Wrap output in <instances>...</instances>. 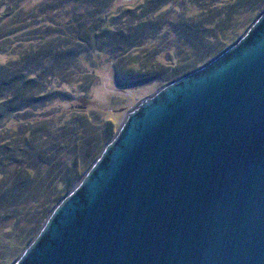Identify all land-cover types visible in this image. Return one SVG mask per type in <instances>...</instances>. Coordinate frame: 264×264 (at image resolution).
<instances>
[{"label":"water","instance_id":"obj_1","mask_svg":"<svg viewBox=\"0 0 264 264\" xmlns=\"http://www.w3.org/2000/svg\"><path fill=\"white\" fill-rule=\"evenodd\" d=\"M11 264H264V10L127 112Z\"/></svg>","mask_w":264,"mask_h":264},{"label":"trees","instance_id":"obj_2","mask_svg":"<svg viewBox=\"0 0 264 264\" xmlns=\"http://www.w3.org/2000/svg\"><path fill=\"white\" fill-rule=\"evenodd\" d=\"M114 1L60 0V6L90 2L96 11L105 10L95 25L89 23L81 29L77 23L75 31L83 30L78 40L63 41L65 33L60 30L34 52L8 65L0 64V264H11L19 257L54 206L75 187L117 130L60 91L77 83L87 90L84 83L89 84L88 79L72 74L77 60L93 51L111 56L125 51L130 55L131 50L146 46L140 41H148L147 34L151 39L168 32L165 28L169 25L164 28L161 20H154L157 12L168 9V0L157 10L158 0H146L145 5L128 12L133 13L131 19L121 17L116 28L114 18H105ZM200 6L198 17L172 25L183 49L195 52L183 68L175 67L170 53L164 55L163 65L151 55L130 64L127 70L117 67L116 84L136 88L157 82L163 86L198 68L245 32L264 10V0H202ZM190 10L185 4L183 13ZM244 10L251 18L244 19ZM174 11L181 13L178 7Z\"/></svg>","mask_w":264,"mask_h":264},{"label":"rangeland","instance_id":"obj_3","mask_svg":"<svg viewBox=\"0 0 264 264\" xmlns=\"http://www.w3.org/2000/svg\"><path fill=\"white\" fill-rule=\"evenodd\" d=\"M145 1L115 0L107 9L105 18H114V27L116 28L121 17L129 16L131 19L133 13L129 14L128 12H134L136 7L145 5ZM166 1L158 0L159 3L155 4L156 10L158 5H164ZM168 1L171 4L167 5L168 9L157 12L154 18L157 21L161 20L164 28L169 25L165 28L168 30L167 33L151 39H149L151 34H147L148 41H140V45L143 43L146 46L143 49L131 50L130 55L125 54V51L114 53V56L108 55L107 52L85 53L77 60V66L72 69V74L75 78L83 77L84 79L85 77L88 79L89 84L84 83L87 90L83 89L81 83H77L73 86L70 85L71 87H62L60 91L71 96L76 102L75 105H84L87 110L98 113L105 121L111 122L115 129H118L127 112L138 101L159 90L162 84L155 82L136 88L119 87L116 84L117 67L124 66V69L127 70L131 67L130 64L142 62L147 56L151 58L153 55L156 57L155 62L158 61L160 65H163L166 64L163 61L164 55L170 53L173 56L175 67L183 68V63L195 53L193 50L183 49L184 43L176 33H172L174 32L172 25L180 23L182 19L181 24L183 25L184 21L195 18L199 14V8L201 9L202 0ZM185 4L191 8L187 15L183 13ZM68 5L65 3L60 6V0H0V64L8 65L25 53L34 52L36 48L51 41L54 34L60 30L65 33L63 41L78 40V34L83 30L75 31L77 23L81 24V29H85L89 23L95 25L101 17V12L105 10L100 8L101 12L96 11L90 2L69 7ZM57 7H59L58 10H56ZM177 7L181 9L180 14L174 11ZM244 12H246L245 20L251 18L250 13L246 10ZM152 40L156 41L149 43ZM204 47L205 45H202L200 48L204 49ZM144 51L146 52L142 53ZM138 52L139 57L134 58V54H138ZM207 61L203 63L205 64ZM134 68L138 69L136 65ZM12 126L15 127V124Z\"/></svg>","mask_w":264,"mask_h":264}]
</instances>
